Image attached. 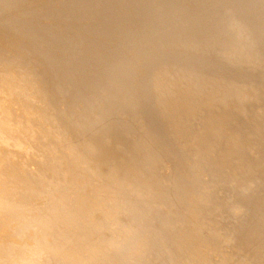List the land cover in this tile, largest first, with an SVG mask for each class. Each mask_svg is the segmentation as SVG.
Returning <instances> with one entry per match:
<instances>
[{
  "label": "bare ground",
  "instance_id": "1",
  "mask_svg": "<svg viewBox=\"0 0 264 264\" xmlns=\"http://www.w3.org/2000/svg\"><path fill=\"white\" fill-rule=\"evenodd\" d=\"M0 264H264V0H0Z\"/></svg>",
  "mask_w": 264,
  "mask_h": 264
},
{
  "label": "rangeland",
  "instance_id": "2",
  "mask_svg": "<svg viewBox=\"0 0 264 264\" xmlns=\"http://www.w3.org/2000/svg\"><path fill=\"white\" fill-rule=\"evenodd\" d=\"M171 7L173 6V4L170 5ZM171 42H174L173 40Z\"/></svg>",
  "mask_w": 264,
  "mask_h": 264
}]
</instances>
